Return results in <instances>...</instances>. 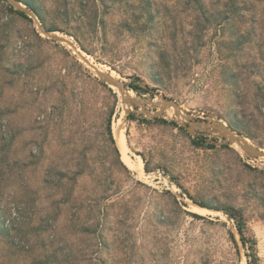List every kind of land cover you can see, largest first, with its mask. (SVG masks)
<instances>
[{
  "label": "rangeland",
  "instance_id": "rangeland-1",
  "mask_svg": "<svg viewBox=\"0 0 264 264\" xmlns=\"http://www.w3.org/2000/svg\"><path fill=\"white\" fill-rule=\"evenodd\" d=\"M199 1L21 0L122 94L0 0V264H264V157L192 125L264 149V1Z\"/></svg>",
  "mask_w": 264,
  "mask_h": 264
},
{
  "label": "water",
  "instance_id": "water-1",
  "mask_svg": "<svg viewBox=\"0 0 264 264\" xmlns=\"http://www.w3.org/2000/svg\"><path fill=\"white\" fill-rule=\"evenodd\" d=\"M7 1L16 10L21 11V12L25 13L26 15H28L30 18H32L40 33H42L46 37L51 38L55 41L63 42V43H66L67 45H69L76 52V54L95 71V73L97 74V76L99 78H101L105 83H108V84L116 87L122 94L124 93L125 82L114 77L112 74L103 71L97 64L93 63L73 40H71L67 36H64L62 34H58L55 31L50 30L49 28L44 26L33 8L23 4V2H21V0H7ZM139 84L144 89L148 88V86L145 84L144 81H140ZM156 96L162 101L161 105L163 108L172 107V108H174V111H175V109H177L178 111H182L183 119L178 118L176 111H175V118L182 126H187L185 124V121H187L191 118L188 115V113L184 110V108L178 102H176L173 99L167 98L161 94H156ZM192 125L199 128V129H202V130H209V131L216 132L217 136H221V137H224L226 139H229L231 143L237 144L240 150H242L243 152H245L251 156L264 157V149L258 148L255 145L251 144L250 142L247 141V139L241 133L237 132L236 130L232 129L231 127L226 126V125H224L218 121L198 123L197 121L194 120L192 122ZM189 130H191V132H193L192 127ZM115 146H116V144H115ZM116 148L118 149L119 153L121 154L122 161L127 165V163L124 161V157H123L122 153L120 152L119 148L117 146H116ZM194 203H195V205L201 206V205L197 204L196 202H194ZM201 207L208 208L205 206H201ZM208 209H210V208H208Z\"/></svg>",
  "mask_w": 264,
  "mask_h": 264
},
{
  "label": "trees",
  "instance_id": "trees-1",
  "mask_svg": "<svg viewBox=\"0 0 264 264\" xmlns=\"http://www.w3.org/2000/svg\"><path fill=\"white\" fill-rule=\"evenodd\" d=\"M192 1H194L196 4H199V5L203 4V2H201L199 0H192ZM253 1L254 2H262L264 0H225V2H223L222 5L224 7L230 8L234 12H237V11L246 12L252 7ZM34 10L37 13L36 9H34ZM17 13H19L22 16L28 17V15H26L25 13H23L21 11H17ZM49 29L53 30V28H51V27H49ZM128 85L131 88H133V89H142L144 92L152 91L150 89L142 88L139 84H135L133 81L130 82ZM129 116H131V118H133V119L135 117L132 114H129ZM160 120L166 122V120H164V119H160ZM170 123H173L174 125L178 126V124L175 121H171ZM106 128H107V134L109 136V139H110L111 143L115 144V139H114V135H113V132H112V116H109V118L107 120ZM205 139L206 138H204V137H199L197 140H195V142L198 143V144L206 143ZM193 201L196 202L197 204L201 205V206L212 208L211 205H209V204H207L205 202H200V201H196V200H193ZM193 216L197 217V218H202L203 217V216H201V215H199L197 213H194ZM238 232L240 233V238H241L242 244L244 246L248 247V243H250L249 246L254 249V245L256 244V240L254 238H250V237L246 236V234L244 233V229L242 227V224L240 222H239V225H238ZM254 256H255V253H252V252L247 254L248 264H254L253 263V261L255 260Z\"/></svg>",
  "mask_w": 264,
  "mask_h": 264
},
{
  "label": "bare ground",
  "instance_id": "bare-ground-1",
  "mask_svg": "<svg viewBox=\"0 0 264 264\" xmlns=\"http://www.w3.org/2000/svg\"><path fill=\"white\" fill-rule=\"evenodd\" d=\"M114 137L116 139V143L118 145V147L120 148V150L125 153L126 152V142H125V138H124V134H123V130L121 128V126L119 124H117L115 127H114ZM200 208L202 209H206L204 207H201Z\"/></svg>",
  "mask_w": 264,
  "mask_h": 264
}]
</instances>
